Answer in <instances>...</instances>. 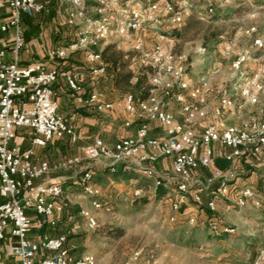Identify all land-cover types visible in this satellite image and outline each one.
I'll return each instance as SVG.
<instances>
[{"label": "built area", "instance_id": "obj_1", "mask_svg": "<svg viewBox=\"0 0 264 264\" xmlns=\"http://www.w3.org/2000/svg\"><path fill=\"white\" fill-rule=\"evenodd\" d=\"M50 0H3L10 16L0 26L1 32H11L8 49H0V251L14 259V264H118L104 263L92 254L86 253L71 257L64 248L65 237L47 236L32 239V228L44 225L55 227L57 217L68 207L62 200L63 190L59 183H35L48 173L47 162L33 163V149L44 148L50 142L67 137L70 142L77 140L72 127L58 114V105L53 98V84L62 78L68 88L79 92L78 75L63 69H49L43 62L33 61L25 66L19 63L21 54H28L30 45L24 41L20 26L22 15L35 16L47 11ZM67 7L66 25L73 29L74 41L65 47L49 49V61L64 59L70 52L81 50L89 63H94V73L105 74V64L101 58L104 46L115 39L139 36L144 20L137 7H121L118 0H56ZM96 5L99 15L90 19L85 15L86 2ZM214 2L205 10L214 11ZM167 3L169 10H176L174 21L179 24L181 9ZM185 5V1L181 3ZM155 5L149 4V10ZM109 11L101 16L102 11ZM145 12V11H143ZM124 15V16H123ZM121 18V19H120ZM142 38L147 37L145 32ZM141 44L137 42L134 50L138 53ZM140 65L150 66L153 71L149 77L152 90L144 100L135 99L130 93L123 95V109L129 117H143L147 122L156 123L162 135L148 136V126L141 124L134 138L124 139L107 147L101 140H95L82 149V157H72L60 164L68 168L86 164L79 172L77 187L89 200V208L79 210V217L87 230L97 227V212L112 213L108 200L99 198L94 185L95 169L99 165L109 173L116 172L122 165L124 171H131L151 183L153 189L168 188L161 171L156 167L169 160L171 172L175 176L169 221L174 222L176 215L190 201L199 207L203 197H207L206 208L216 210V202L224 203V210L245 208L248 204L261 207L255 191L249 186L238 187L232 168L226 171L212 170L216 151H222L223 158L230 165L239 159L260 160L264 158V122H248L239 126L225 123V117L234 114L244 104L256 102L255 93L262 90L260 79L264 76V65L252 75L246 87L238 93L224 95L217 99L211 108H200L208 90L207 82L200 78L191 80L185 67L179 66L174 55L164 51L155 43L150 51L136 54ZM239 101V104H238ZM88 103L98 112L109 110L112 104L104 101L101 93L93 92ZM179 106L181 122H175L169 106ZM209 109V110H208ZM209 122H206V119ZM204 123L201 131H196L198 123ZM125 123V126H128ZM30 130V146L22 150L16 141V130ZM211 170V176L201 181L198 172ZM213 187V185H215ZM213 187V188H212ZM260 190L264 193V177L260 179ZM141 187L128 188L123 196L133 201L143 197ZM28 212L35 215V220ZM195 223L189 217L188 224ZM211 219L208 231L214 237L231 235L235 229L218 225ZM41 255V256H39ZM264 256V253L262 254Z\"/></svg>", "mask_w": 264, "mask_h": 264}, {"label": "rangeland", "instance_id": "obj_2", "mask_svg": "<svg viewBox=\"0 0 264 264\" xmlns=\"http://www.w3.org/2000/svg\"><path fill=\"white\" fill-rule=\"evenodd\" d=\"M183 1L185 5L181 4ZM213 1L214 11L208 14L205 8ZM118 2L122 8L125 5L137 7L144 18H150L142 23L139 36L115 39L110 44L123 53L139 55L159 43L165 52L174 55L179 66L185 67L191 80L202 78L207 82L208 90L200 108H206L208 102L221 96L238 93L240 87H246L252 75L264 65V0H172L181 9L179 24L174 21L177 11L167 8L168 0ZM152 3L155 9L148 13L147 7ZM85 7L86 17L93 19L99 16L92 1L86 2ZM108 12L104 10L100 15L106 16ZM46 15L37 18L42 20V28L36 27L32 31L33 37L42 30L48 31ZM6 16L7 9L5 11L0 0V26ZM142 32L147 37L142 38ZM10 37V31H0V48ZM137 42L141 44L138 53L134 50ZM139 65L136 57L126 71H136ZM260 84L262 90L255 93L256 102L246 103L239 109L241 116L252 122H264V76ZM112 90L114 92L108 91L107 97L119 108L124 93ZM258 163L254 160L250 165L242 164L234 173L236 185L239 188L251 187L258 195L261 207L248 204L240 210L232 207L225 211L223 205L209 215L188 203L181 208L174 222L169 221L175 192L174 176H164L166 182L172 183L167 189H153L150 182L137 174L114 177L97 165L94 167V184L101 185L103 196L112 205V213H95L97 227L87 230L77 213L80 207L89 208V200L81 191L73 190L68 207L75 214L74 221H60L56 232L71 233L70 228L75 224L74 233L77 235L68 237H75V243L82 246L74 257L89 253L104 263L264 264V193L260 190L264 172ZM198 176L203 182L210 178L211 172L200 171ZM129 182L143 189L142 198L133 201L123 196ZM206 202L204 197L203 204ZM190 216L195 219L193 225L188 224ZM211 217L217 219L218 225L234 228V233L212 236L208 231Z\"/></svg>", "mask_w": 264, "mask_h": 264}, {"label": "crops", "instance_id": "obj_3", "mask_svg": "<svg viewBox=\"0 0 264 264\" xmlns=\"http://www.w3.org/2000/svg\"><path fill=\"white\" fill-rule=\"evenodd\" d=\"M46 5L47 11L44 14H51V17L47 18L49 24L48 31L47 29L42 30L37 36L32 37L30 40H26L30 45V51L28 54L20 55L19 63L21 66H25L33 61H40L49 69H66L75 72L78 75V84L81 87L79 92L70 90L62 78H58L52 87L53 98L58 105L57 112L64 122L72 127L77 136L76 142L72 143L67 137H64L62 139L53 140L44 148L35 147L33 149V163L37 164L38 161L42 160L47 162L49 167L48 173L41 179L35 181V183H59L63 190L62 200L70 206V198L73 197L71 192L73 190H79L77 187V179L80 170L86 162L82 160L80 164L72 165L68 168H61L60 164L63 161L72 157L81 158L82 149L91 145L95 140H101L107 147H112L115 143L121 140L134 138L136 130L143 123H146L148 126L149 137H159L162 135V131L156 123L147 122L143 117H129L123 109V95L121 99V107L119 108H117L118 106H115L114 101L108 99V91L114 92L111 83L106 78L105 74L101 75L92 71L95 64L87 61L84 51L77 50L70 52L64 59L54 61L46 59V53L49 49L65 47L70 44L69 42L74 37L73 30L66 25L67 7L60 5L56 0H50ZM29 17L34 18V25H36L37 28H42V20L38 21L39 18L36 15ZM24 30H26V28L21 26V31L23 32ZM93 92L101 93L104 97V101L111 103L112 107L109 110L102 112L96 111L94 107L88 103V96ZM216 101L217 99L211 100L206 106L211 108ZM168 110L173 113L175 122H181L182 115L178 105L172 104L169 106ZM240 113V110H237L234 114L227 115L224 120L225 123L239 126L242 123L252 122V120L245 119ZM206 122H209L208 118L206 119ZM125 123H128L129 125L125 126ZM204 125L205 122L198 123L195 126V130L201 131ZM16 131L15 142L17 145H19L22 150L29 148L30 130L20 128ZM244 161V165L247 166L254 160L250 161L244 159ZM256 161H259L257 166H259L264 172V158ZM156 167L161 171L163 177L167 174L174 176L171 172L169 160L162 161ZM103 169L106 170L105 168ZM115 173H117L118 176L125 175L126 177L136 174L131 171H124L122 165L116 167ZM235 184L237 183L235 182ZM94 185L99 191V198H105L101 191V185L96 183ZM133 187L136 186H134L132 182H129L128 185L125 186L123 192L128 188ZM103 200L109 201V199L106 198ZM222 206L221 203L216 205L219 209H221ZM82 208L83 207H80V209ZM78 213L77 216L79 217ZM28 214L29 216H32L33 220H35L36 217L32 212H28ZM74 215L73 212L69 211L68 207L57 217V224L54 228H45L42 230L32 228L29 232V237L36 239L42 236L50 238L64 236L66 241L70 234L72 237L77 235L74 233L77 228L76 225L73 224L70 228V231L72 232H67V234L64 232L62 234L57 233L56 230H59L57 229V226L60 221L73 223ZM72 237L66 241L67 248L70 249V251H78L77 249L82 245L75 243L76 238ZM14 263V259L8 257L4 251H0V264Z\"/></svg>", "mask_w": 264, "mask_h": 264}, {"label": "trees", "instance_id": "obj_4", "mask_svg": "<svg viewBox=\"0 0 264 264\" xmlns=\"http://www.w3.org/2000/svg\"><path fill=\"white\" fill-rule=\"evenodd\" d=\"M1 1L4 4L5 11H6L7 9L6 4L3 2V0ZM168 1H170V3L175 7V4H173L172 0H168ZM44 13H41L36 16L39 18L43 16ZM9 16L10 14L7 10V16L4 19V22L7 20ZM46 16L47 18H50L51 14L48 13ZM20 24L22 27L24 26L26 28V30L22 32L24 41L30 40L33 37L32 31L36 28V25H34V18L26 16V15H22L20 19ZM69 28L72 29L71 27ZM72 41H74V37L69 43H71ZM8 44H9V40L5 41L3 46L0 49H8V46H7ZM100 55L105 64V76L108 80H110L113 89L120 91L124 94L130 93L134 96L135 99H138V100H144L148 97V95L150 94L152 90V86L150 85V82H149V77L153 71L152 67L145 66V65H139L136 71H130V70L126 71V68H128L130 63L136 58V54L135 53H123L120 50H116L114 44H108L104 46ZM66 71H70V70H66ZM244 163H245L244 158H241L239 159L237 163L230 165V163L225 161V159L223 158L222 151H216L214 159H213L212 170L226 171L229 168H232L233 170H235L238 166ZM203 171H208L209 173L211 172V170H201V172ZM112 176L116 177L118 176V174L115 173V174H112ZM215 186L216 184L213 185V187ZM205 198L207 199V197ZM203 199H202V203L199 205L198 208L201 209V211L205 212L206 214L213 215V213H211L206 208L205 203L203 204ZM188 203L192 204L190 201ZM218 203H221L222 205H224V203H222L221 201H217L216 205ZM210 219H214V217H211ZM45 228L51 229L54 227H49L48 225H44L42 228H40V230L45 229ZM70 238L71 237H68L66 241L69 240ZM66 241L64 243V248L68 250L69 256L73 257L76 254V251H70V249L67 248Z\"/></svg>", "mask_w": 264, "mask_h": 264}]
</instances>
